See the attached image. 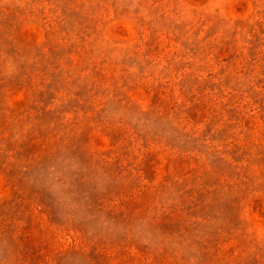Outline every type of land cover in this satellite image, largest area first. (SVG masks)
<instances>
[{
	"label": "rangeland",
	"instance_id": "1",
	"mask_svg": "<svg viewBox=\"0 0 264 264\" xmlns=\"http://www.w3.org/2000/svg\"><path fill=\"white\" fill-rule=\"evenodd\" d=\"M0 264H264V0H0Z\"/></svg>",
	"mask_w": 264,
	"mask_h": 264
}]
</instances>
